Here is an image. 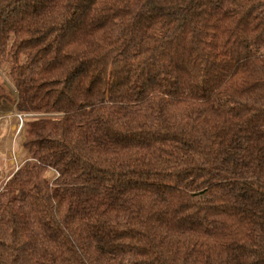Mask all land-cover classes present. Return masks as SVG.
I'll return each instance as SVG.
<instances>
[{"label": "trees", "instance_id": "1", "mask_svg": "<svg viewBox=\"0 0 264 264\" xmlns=\"http://www.w3.org/2000/svg\"><path fill=\"white\" fill-rule=\"evenodd\" d=\"M6 67L0 264H264V0H0Z\"/></svg>", "mask_w": 264, "mask_h": 264}, {"label": "rangeland", "instance_id": "2", "mask_svg": "<svg viewBox=\"0 0 264 264\" xmlns=\"http://www.w3.org/2000/svg\"><path fill=\"white\" fill-rule=\"evenodd\" d=\"M6 70L7 67L4 70L0 68V83L10 97L15 99V90L7 77ZM18 115L20 114L16 113L12 103L6 101L0 103V188L26 160V154L21 147V143L25 140L24 125ZM25 117L22 118V122ZM45 176L47 181L51 182L54 173L48 171Z\"/></svg>", "mask_w": 264, "mask_h": 264}, {"label": "built area", "instance_id": "3", "mask_svg": "<svg viewBox=\"0 0 264 264\" xmlns=\"http://www.w3.org/2000/svg\"><path fill=\"white\" fill-rule=\"evenodd\" d=\"M23 117H25V115H21V114L18 115V118H19V120L21 121L22 124H23V122H22V118H23ZM20 127H21V126H20Z\"/></svg>", "mask_w": 264, "mask_h": 264}]
</instances>
